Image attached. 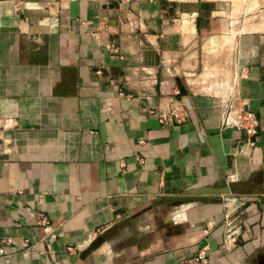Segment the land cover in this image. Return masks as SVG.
Here are the masks:
<instances>
[{"label": "crops", "instance_id": "obj_1", "mask_svg": "<svg viewBox=\"0 0 264 264\" xmlns=\"http://www.w3.org/2000/svg\"><path fill=\"white\" fill-rule=\"evenodd\" d=\"M172 103L179 123L159 117ZM228 104L256 113L255 147L221 125ZM218 181L231 192H193ZM169 196L197 200L156 204ZM202 249L192 264H264V9L0 0V264H191Z\"/></svg>", "mask_w": 264, "mask_h": 264}, {"label": "built area", "instance_id": "obj_2", "mask_svg": "<svg viewBox=\"0 0 264 264\" xmlns=\"http://www.w3.org/2000/svg\"><path fill=\"white\" fill-rule=\"evenodd\" d=\"M179 91H175V94H178ZM159 117L165 123H179L183 119V113L178 107L174 106L173 103L169 105L166 109L159 110ZM221 125L228 126V127H235L237 129L243 130L247 136V140L241 144L240 148L243 145H248L255 147L256 140L255 137L259 131V119L256 113L248 108H242L240 105H231L228 104L226 107H223L221 113ZM238 209V206L231 209L230 212L226 215V225L230 226L234 220L232 216ZM237 242V235L235 230H230L226 233L224 241L222 243V250H231ZM207 253L206 250L202 249L198 254L192 257L189 262L196 263V262H203L207 261Z\"/></svg>", "mask_w": 264, "mask_h": 264}, {"label": "water", "instance_id": "obj_3", "mask_svg": "<svg viewBox=\"0 0 264 264\" xmlns=\"http://www.w3.org/2000/svg\"><path fill=\"white\" fill-rule=\"evenodd\" d=\"M194 193L201 194H228L231 192V185L226 181H218L212 187H203L193 191ZM196 197L193 196H169L158 201L156 204L161 205L167 202L181 201L183 203L196 201ZM201 200V199H200Z\"/></svg>", "mask_w": 264, "mask_h": 264}, {"label": "rangeland", "instance_id": "obj_4", "mask_svg": "<svg viewBox=\"0 0 264 264\" xmlns=\"http://www.w3.org/2000/svg\"><path fill=\"white\" fill-rule=\"evenodd\" d=\"M223 3H228V8L232 10L234 16H248L259 13V10L264 9V0H221ZM228 79V77H226ZM230 82V79H229ZM181 202V201H180Z\"/></svg>", "mask_w": 264, "mask_h": 264}]
</instances>
